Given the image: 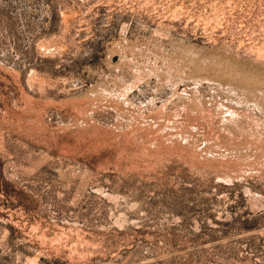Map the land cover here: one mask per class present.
<instances>
[{"label": "rangeland", "instance_id": "374dc122", "mask_svg": "<svg viewBox=\"0 0 264 264\" xmlns=\"http://www.w3.org/2000/svg\"><path fill=\"white\" fill-rule=\"evenodd\" d=\"M0 264H264V0H0Z\"/></svg>", "mask_w": 264, "mask_h": 264}]
</instances>
